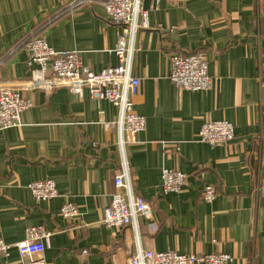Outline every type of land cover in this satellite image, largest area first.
<instances>
[{
    "label": "crops",
    "instance_id": "obj_1",
    "mask_svg": "<svg viewBox=\"0 0 264 264\" xmlns=\"http://www.w3.org/2000/svg\"><path fill=\"white\" fill-rule=\"evenodd\" d=\"M103 1L65 10L69 0H0V86L31 103L20 126L0 129L1 239L11 244L42 226L50 244L33 257L45 264H127L140 249L225 252L229 264H264V195L255 191L264 173V0H142L149 27L135 35L130 61L140 79L134 111L146 124L123 148L117 107L87 88H29L34 66L22 46L42 34L57 51L76 50L93 71L117 65L118 28ZM199 51L213 86L176 88L167 77L170 53ZM207 119L230 122L232 142H199ZM123 159L151 220L107 227L100 218ZM165 168L187 174L181 191L161 192ZM44 179L58 195L36 202L28 184ZM207 184L216 190L210 202L201 197ZM64 199L77 205L78 218L62 219ZM22 263L15 247L0 256V264Z\"/></svg>",
    "mask_w": 264,
    "mask_h": 264
},
{
    "label": "built area",
    "instance_id": "obj_2",
    "mask_svg": "<svg viewBox=\"0 0 264 264\" xmlns=\"http://www.w3.org/2000/svg\"><path fill=\"white\" fill-rule=\"evenodd\" d=\"M92 0H69L65 10H72ZM103 8L109 22L118 28L115 54L119 63L111 67L93 71L83 66L75 51L55 50L46 42L42 34L31 35L23 42L27 53V63L34 66L29 79V88L52 90L67 86L73 93L81 94L87 88L91 97L106 99L118 109L117 120L121 139L120 146L135 142V136L145 128V118L134 111L133 96L140 85V79L131 72L130 53L133 39L138 31L148 28V11L142 0H105ZM167 77L182 90L200 91L211 88L215 78L208 74L207 59L202 51L192 54L170 53ZM30 100L22 97L19 90L9 85L0 86V129L21 125V113L29 107ZM234 138L233 125L224 119L205 120L196 136L199 142L210 146L226 145ZM121 170L114 176L115 192L108 199L100 218L107 227L133 226L136 217L151 220V209L143 198L131 189L128 167L123 159ZM256 194L264 195V173L259 176ZM187 184V174L177 169L165 168L161 171V192L181 191ZM36 202L52 199L58 195L51 179L32 181L28 184ZM216 195L213 185L203 187L202 200L212 201ZM62 219L74 220L79 217V209L69 199H64L60 208ZM50 232L42 226H31L25 230L24 238L6 243L0 237V256L7 257L12 247L18 251L22 264H45L42 258L33 256L43 253L50 244ZM228 253L181 254L174 250L154 251L140 249L131 254L127 264H229Z\"/></svg>",
    "mask_w": 264,
    "mask_h": 264
}]
</instances>
